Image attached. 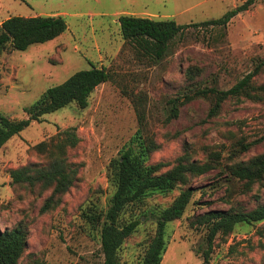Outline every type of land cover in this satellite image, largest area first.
I'll list each match as a JSON object with an SVG mask.
<instances>
[{"label":"rangeland","instance_id":"obj_1","mask_svg":"<svg viewBox=\"0 0 264 264\" xmlns=\"http://www.w3.org/2000/svg\"><path fill=\"white\" fill-rule=\"evenodd\" d=\"M247 0H0V25L13 16H61L68 30L27 51H5L0 56V117L25 119L50 88L79 71L108 70L113 80L90 97L89 107L70 105L44 117L12 138L0 150V228L23 223L29 231L21 264H102L101 225L89 219L107 211L115 193L109 166L124 149L137 144L138 109L145 110L144 135L161 149L150 163L171 169L190 157L206 161L220 154L222 164L240 143L251 145L241 158L264 154V102L227 101L218 117H209L210 104L195 99L180 107V116L167 123L173 101L184 102L196 88L227 91L264 60V1L239 14L224 27H197L219 20ZM123 15L172 19L188 26L156 60L122 36ZM191 67L201 74L194 83ZM264 86V72L254 78ZM75 128L80 142L69 151L79 167L76 182L59 206L41 213L50 192L39 195L13 185L10 171L41 163L37 144ZM193 203L182 219L167 226L168 247L162 264H203L208 251L207 229L193 227L191 217L209 210L241 204L251 210L256 198L264 202V188L242 193V185L219 169L193 180ZM180 189L147 199L142 224L124 244L122 264H139L157 229V217L172 204ZM198 202V205H195ZM209 264H264V223L240 224L228 238L218 237Z\"/></svg>","mask_w":264,"mask_h":264},{"label":"trees","instance_id":"obj_2","mask_svg":"<svg viewBox=\"0 0 264 264\" xmlns=\"http://www.w3.org/2000/svg\"><path fill=\"white\" fill-rule=\"evenodd\" d=\"M247 0L229 11L223 18L198 24L197 27H224L239 14L250 11L258 2ZM124 40L156 60L163 59L171 42L183 34L188 26L179 25L172 19L156 20L152 18L123 15L119 18ZM68 30L66 20L61 16H13L0 25V56L5 51L25 52L32 45L45 44L62 36ZM264 72V60L255 70L227 91L217 88H201L190 91L184 102L173 101L166 121L180 116V107L195 100H205L210 104L209 117H218L227 101L243 103L264 102V86H257L254 78ZM201 74L200 69L191 67L186 75L194 83ZM113 80L111 73L102 68L93 67L88 71H79L64 83L48 89L30 108L25 119L0 117V150L15 136L28 129L32 123H41L44 117L54 114L70 105L81 110L89 107L90 97L98 87ZM140 128L137 144L124 149L119 158L109 166V179L115 186V193L109 207L102 214H94L89 219L95 225H101L102 264H122L121 252L126 241L138 230L147 212H142L148 198L156 193L169 194L180 189V194L172 204L157 217V229L150 239L139 264H162L167 251V226L183 218L193 203L196 190L193 180L213 170L219 169L232 183L242 185V193L253 191L255 186L264 188V154L248 160L241 158L251 145L240 143L231 153L230 162L222 164L220 154H211L206 161L185 157L169 170L164 163L152 164V156L161 146L149 136L144 135L145 110L138 109ZM264 139V138H263ZM80 142L75 128L60 132L33 147V151L42 158L41 163L30 164L10 171L13 185L27 188L32 193L44 195L41 213L56 209L63 196L74 186L79 167L70 162L69 151ZM198 205V202L195 204ZM264 223V202L256 198V206L245 209L241 204H231L229 209L209 210L199 216L191 217V225L207 229L208 251L203 264H209L214 243L218 237L228 238L240 224L254 225ZM28 228L20 223L14 228H0V264H21L28 246Z\"/></svg>","mask_w":264,"mask_h":264}]
</instances>
